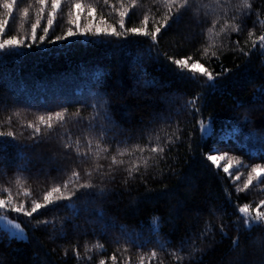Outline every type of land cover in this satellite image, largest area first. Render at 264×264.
Wrapping results in <instances>:
<instances>
[{
  "label": "trees",
  "instance_id": "obj_1",
  "mask_svg": "<svg viewBox=\"0 0 264 264\" xmlns=\"http://www.w3.org/2000/svg\"><path fill=\"white\" fill-rule=\"evenodd\" d=\"M0 204V264H264V0H0Z\"/></svg>",
  "mask_w": 264,
  "mask_h": 264
},
{
  "label": "rangeland",
  "instance_id": "obj_2",
  "mask_svg": "<svg viewBox=\"0 0 264 264\" xmlns=\"http://www.w3.org/2000/svg\"><path fill=\"white\" fill-rule=\"evenodd\" d=\"M86 30H89V35L92 33V30H94V32H96V33H103V32L109 31V29L107 27L101 25L100 23H98V24L91 23L88 26H86ZM84 32H85V30H84ZM54 160H56V159L52 160V158L46 157L45 161L50 162V161H54ZM2 208H3V206L0 204V226L4 230H6L11 237H14L18 240H24V241L28 240V236H27L25 230L22 228V226L18 222L9 219L3 213Z\"/></svg>",
  "mask_w": 264,
  "mask_h": 264
}]
</instances>
